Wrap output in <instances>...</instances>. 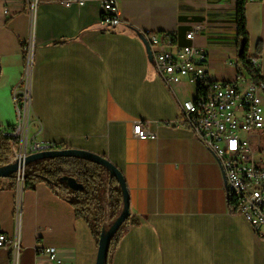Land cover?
Masks as SVG:
<instances>
[{
  "label": "crops",
  "instance_id": "0c3cea01",
  "mask_svg": "<svg viewBox=\"0 0 264 264\" xmlns=\"http://www.w3.org/2000/svg\"><path fill=\"white\" fill-rule=\"evenodd\" d=\"M34 1L35 9L26 0H0V125L18 122L16 93L25 89L31 43L30 141L106 157L126 179L138 224L110 264H264V240L232 213L216 158L180 122V103L195 100L197 87L187 80L168 87L144 37L170 34L185 46L195 31L210 80L236 82L238 1L118 0L124 22L114 28L102 24L98 1ZM247 18L250 55L264 78V0H249ZM138 121L156 138H137ZM0 233L20 240L19 264H56L45 248L61 264H97L100 241L89 223L44 183L26 190L0 178ZM11 259L0 248V264Z\"/></svg>",
  "mask_w": 264,
  "mask_h": 264
},
{
  "label": "built area",
  "instance_id": "2783aa9c",
  "mask_svg": "<svg viewBox=\"0 0 264 264\" xmlns=\"http://www.w3.org/2000/svg\"><path fill=\"white\" fill-rule=\"evenodd\" d=\"M35 9V1L26 0ZM98 1L102 5V24L112 28L124 20L118 0H64L66 7L83 6ZM196 32L186 38L190 44L179 46L170 34H144L150 47L156 74L170 88L187 80L196 87H207L195 100L180 103L181 123L189 127L196 138L214 155L225 179V188L232 213L243 216L252 226L258 238L264 240V83L240 76L236 82L211 81L206 70L203 48L193 44ZM25 89L16 93L18 122L9 133L18 140L11 163L25 159L30 154L61 150L60 144L31 142L28 128L31 116L30 78L33 69V45L25 47ZM21 98L20 99V95ZM21 101H20V100ZM133 132L139 139L156 138L147 124L138 121ZM26 166L20 167L17 183L24 186ZM16 216L20 204H16ZM0 248L12 254L11 264H19L22 246L18 238L0 233ZM41 252L56 264H61L54 248Z\"/></svg>",
  "mask_w": 264,
  "mask_h": 264
},
{
  "label": "trees",
  "instance_id": "16d2710c",
  "mask_svg": "<svg viewBox=\"0 0 264 264\" xmlns=\"http://www.w3.org/2000/svg\"><path fill=\"white\" fill-rule=\"evenodd\" d=\"M236 25L238 32V74L255 84L264 83L261 75L259 59L250 55V34L248 31L247 4L249 0H237ZM175 44V38L171 35ZM262 45L259 44L257 53L262 54ZM207 87H197L198 95ZM11 128L0 125V168L11 163L14 150L18 147V140L9 135ZM61 150L70 149L66 145ZM73 178L83 189L74 190L69 187L67 180ZM12 187H17V174L8 178ZM46 184L54 193L66 199L75 208L76 214L84 218L90 225L98 242L101 239L107 221V210L112 212V219H117L123 211V193L116 178H111L103 166L79 157H64L36 160L26 166L24 188L33 190L38 184ZM107 189L105 196L102 191ZM138 221L131 215L112 238L107 262L119 246L130 226L137 225Z\"/></svg>",
  "mask_w": 264,
  "mask_h": 264
},
{
  "label": "water",
  "instance_id": "95a60500",
  "mask_svg": "<svg viewBox=\"0 0 264 264\" xmlns=\"http://www.w3.org/2000/svg\"><path fill=\"white\" fill-rule=\"evenodd\" d=\"M148 51L152 59L149 46H148ZM64 157H79V158H83L91 162H94L96 164H99L100 166H103L104 168L107 169L111 178H116L121 186V190L123 193V200H124L123 211L121 215L112 223L109 229L103 231L100 242H99V252H98L97 264H106L112 238L115 236L118 230L123 226L126 220L129 219L131 216L130 193H129L126 179L123 173L121 172V170L117 166H115L113 163H111L108 160V158L88 152V151L76 150V149L43 151V152H38L35 154H30L25 159L18 160L14 164H10L6 167H1L0 168V178L8 179L13 174H17L20 167L27 166L29 163L36 161V160L51 159V158H64ZM66 180L70 188L74 190L83 189V186L81 184H78L75 179L69 178Z\"/></svg>",
  "mask_w": 264,
  "mask_h": 264
},
{
  "label": "rangeland",
  "instance_id": "374dc122",
  "mask_svg": "<svg viewBox=\"0 0 264 264\" xmlns=\"http://www.w3.org/2000/svg\"><path fill=\"white\" fill-rule=\"evenodd\" d=\"M262 135V138L264 139V135L263 134H261ZM262 146H263V149H264V141H263V143H262ZM262 154L264 155V151L262 152ZM105 192H107V189H104L103 191H102V197H104L105 196ZM115 221V219H112V212L110 211V209H108L107 210V221H106V223H105V226L107 227V228H109L111 225H112V223Z\"/></svg>",
  "mask_w": 264,
  "mask_h": 264
}]
</instances>
